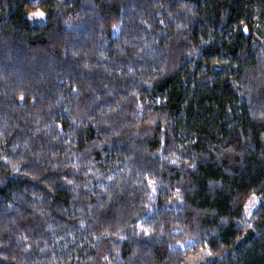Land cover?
Instances as JSON below:
<instances>
[{"label": "trees", "instance_id": "trees-1", "mask_svg": "<svg viewBox=\"0 0 264 264\" xmlns=\"http://www.w3.org/2000/svg\"><path fill=\"white\" fill-rule=\"evenodd\" d=\"M202 249L264 264V0H0V264Z\"/></svg>", "mask_w": 264, "mask_h": 264}, {"label": "rangeland", "instance_id": "rangeland-1", "mask_svg": "<svg viewBox=\"0 0 264 264\" xmlns=\"http://www.w3.org/2000/svg\"><path fill=\"white\" fill-rule=\"evenodd\" d=\"M27 17L30 22L33 24L42 23L46 19V12L42 9H33L27 12ZM245 23V19H242L238 26H242ZM253 26H256V29L260 28V25L253 23ZM259 40H263V36L260 34L256 35ZM259 198L256 195H252L251 198L247 201L244 214L248 216L254 207L257 205ZM211 259V254L208 249H202L198 252L192 253L187 258L188 264H205Z\"/></svg>", "mask_w": 264, "mask_h": 264}]
</instances>
